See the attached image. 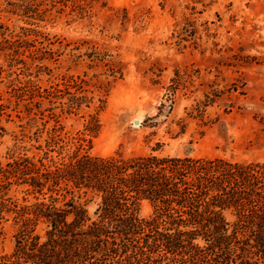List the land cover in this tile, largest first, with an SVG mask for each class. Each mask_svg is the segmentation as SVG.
Masks as SVG:
<instances>
[{
	"label": "rangeland",
	"instance_id": "1",
	"mask_svg": "<svg viewBox=\"0 0 264 264\" xmlns=\"http://www.w3.org/2000/svg\"><path fill=\"white\" fill-rule=\"evenodd\" d=\"M0 40V179L85 151L264 162V0H0ZM25 189L8 193L31 203ZM78 202L94 217L97 198ZM2 226L0 255L17 229Z\"/></svg>",
	"mask_w": 264,
	"mask_h": 264
},
{
	"label": "trees",
	"instance_id": "2",
	"mask_svg": "<svg viewBox=\"0 0 264 264\" xmlns=\"http://www.w3.org/2000/svg\"><path fill=\"white\" fill-rule=\"evenodd\" d=\"M13 46L0 40V53ZM4 70L0 64V83ZM9 94L0 89V120L9 116ZM37 108L40 119L49 110ZM7 167L0 236L10 216L17 229L0 264H264V162L85 151L58 164L23 157ZM12 184L25 185L34 200L19 203L8 193ZM81 197L98 199L94 217ZM143 200L152 208L147 217L138 213Z\"/></svg>",
	"mask_w": 264,
	"mask_h": 264
}]
</instances>
